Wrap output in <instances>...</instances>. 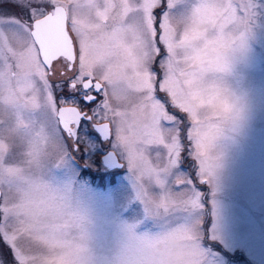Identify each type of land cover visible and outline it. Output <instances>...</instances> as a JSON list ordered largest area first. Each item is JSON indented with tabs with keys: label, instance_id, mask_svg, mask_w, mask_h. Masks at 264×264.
<instances>
[{
	"label": "snow or ice",
	"instance_id": "snow-or-ice-1",
	"mask_svg": "<svg viewBox=\"0 0 264 264\" xmlns=\"http://www.w3.org/2000/svg\"><path fill=\"white\" fill-rule=\"evenodd\" d=\"M10 3L16 12L0 7V61L13 40L31 41L40 69L31 83L39 85L43 105L27 114L32 126L28 150L13 143L0 162V240L10 245V264H37L44 255L39 244L54 250L65 264H87L81 218L52 176L53 169L64 165L67 150L79 149V128L85 121L103 131L122 155L142 208L146 231L137 235L134 225L129 228L122 264H201L199 222L189 223L186 217L201 207L192 192L195 181L211 183L215 158L209 149L222 131L221 116L196 114L181 78L195 85L206 74L212 83L213 74L227 70L229 53L243 46L254 14L250 0H133V6L124 7V23L109 28L123 32L134 27L137 33L135 104L148 112L144 122L131 117L129 89L104 74L86 72L78 18L99 19L107 0H74L67 15L63 0ZM57 74L63 78L55 85L59 95L49 79ZM113 101L124 102L114 106ZM218 108L226 114L234 105L225 98ZM49 141L58 146L55 158L39 173L32 172L33 159ZM186 155L201 177L176 173ZM0 264H9L2 253Z\"/></svg>",
	"mask_w": 264,
	"mask_h": 264
},
{
	"label": "rangeland",
	"instance_id": "rangeland-1",
	"mask_svg": "<svg viewBox=\"0 0 264 264\" xmlns=\"http://www.w3.org/2000/svg\"><path fill=\"white\" fill-rule=\"evenodd\" d=\"M73 2L63 0L66 14H70ZM250 3L254 14L244 33L243 46L229 53L225 72L212 76L227 90L237 115L214 142L211 183L198 179L192 188L201 207L193 209L186 220L199 222L201 264H264V0ZM9 4L10 0H0V7L16 12ZM78 19L87 63L92 40L89 29L95 19L88 15ZM107 69V64L100 65L95 74L107 76ZM39 73L31 41L24 37L13 40L6 48L5 59L0 61V122L4 125L0 128V162L7 158L13 143L28 150L27 133L32 126L27 114L43 107L39 85L31 83ZM134 77L131 82L112 79L129 89L131 117L141 112L135 104L139 70ZM49 79L54 93L59 95L55 85L63 78L57 74ZM159 95L164 97L163 93ZM121 102L124 101H113V105ZM186 129L185 122L182 133ZM79 136V149H68L64 165L53 169L54 183L67 194L73 212L81 218L87 264H122V252L131 235L129 228L134 225L137 235L146 231L133 178L124 164L120 167L113 162L110 166L103 163L110 148L122 163L123 157L90 122L81 123ZM57 152V144L49 141L33 159L31 171H42ZM79 167L87 174L80 175ZM176 173L201 177L187 155L181 158ZM91 175L104 176L105 185L92 183Z\"/></svg>",
	"mask_w": 264,
	"mask_h": 264
},
{
	"label": "clouds",
	"instance_id": "clouds-1",
	"mask_svg": "<svg viewBox=\"0 0 264 264\" xmlns=\"http://www.w3.org/2000/svg\"><path fill=\"white\" fill-rule=\"evenodd\" d=\"M107 4L108 7L100 10L99 19L95 20L89 29L92 40L86 72L95 73L100 65L107 64L109 78L125 79L131 82L134 81L135 71L140 69L137 33L134 27L127 28L123 32H114L109 25L124 23L126 17L123 9L133 6V0H107ZM224 39L227 41L230 38L225 36ZM185 79V77L181 78V85L184 92L188 94V102L196 114L202 117H213L219 114L221 129L237 115L235 104L229 99L227 90L221 84L210 83L206 79V74L199 77L195 85L184 83ZM225 98L229 104L234 105L233 110L226 114L221 113L218 108L220 99ZM148 118L149 114L146 110L132 114V119L136 122H144ZM213 147L214 143L209 149V156L215 158L212 153ZM39 247L44 249V255L37 261V264H65L64 260L54 254V250L48 249L43 244H39Z\"/></svg>",
	"mask_w": 264,
	"mask_h": 264
},
{
	"label": "flooded vegetation",
	"instance_id": "flooded-vegetation-1",
	"mask_svg": "<svg viewBox=\"0 0 264 264\" xmlns=\"http://www.w3.org/2000/svg\"><path fill=\"white\" fill-rule=\"evenodd\" d=\"M9 6L11 7V3L9 4ZM67 15V14H66ZM74 140H75V138H74ZM110 149H112V148H110ZM73 160V159H72ZM102 160H103V158H102ZM104 163V162H103ZM80 168V167H79ZM79 172H81L80 173V175H83V174H87V172H86V170H84L83 168H80V170H79ZM78 172V173H79ZM76 174V173H75ZM90 181L92 182V183H94L95 181H97V183L99 184V185H101V186H104L105 185V181H106V178L104 177V176H98V177H95V176H92L91 175V177H90ZM114 181L113 180H111L110 181V183H113ZM8 248V246H7V244H3V241L2 240H0V249L2 250V255H3V259L6 261V262H9V264H10V261L12 260V257H11V255H10V251L7 249Z\"/></svg>",
	"mask_w": 264,
	"mask_h": 264
},
{
	"label": "water",
	"instance_id": "water-1",
	"mask_svg": "<svg viewBox=\"0 0 264 264\" xmlns=\"http://www.w3.org/2000/svg\"><path fill=\"white\" fill-rule=\"evenodd\" d=\"M66 12V11H65ZM98 129V128H97ZM99 133L101 134L102 138H106L107 135L101 131L100 129H98ZM103 161H104V164L106 165H111V163L113 162L112 165H114V163L116 162V157L113 156V153L111 151L108 152V154H106L104 157H103ZM116 164V163H115Z\"/></svg>",
	"mask_w": 264,
	"mask_h": 264
},
{
	"label": "bare ground",
	"instance_id": "bare-ground-1",
	"mask_svg": "<svg viewBox=\"0 0 264 264\" xmlns=\"http://www.w3.org/2000/svg\"><path fill=\"white\" fill-rule=\"evenodd\" d=\"M95 131L100 135V137L102 138V136H101V134L99 133V131H98V129L97 128H95ZM102 139H107V137L106 138H102ZM107 154H108V152H107ZM113 180V179H112Z\"/></svg>",
	"mask_w": 264,
	"mask_h": 264
}]
</instances>
